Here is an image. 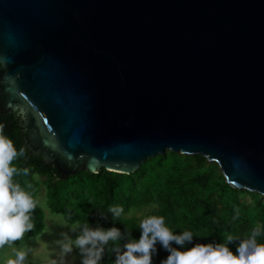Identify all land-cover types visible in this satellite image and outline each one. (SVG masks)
Segmentation results:
<instances>
[{
    "label": "water",
    "instance_id": "obj_1",
    "mask_svg": "<svg viewBox=\"0 0 264 264\" xmlns=\"http://www.w3.org/2000/svg\"><path fill=\"white\" fill-rule=\"evenodd\" d=\"M62 179L168 151L264 200V0H0V113Z\"/></svg>",
    "mask_w": 264,
    "mask_h": 264
},
{
    "label": "trees",
    "instance_id": "obj_2",
    "mask_svg": "<svg viewBox=\"0 0 264 264\" xmlns=\"http://www.w3.org/2000/svg\"><path fill=\"white\" fill-rule=\"evenodd\" d=\"M25 124L19 112L0 113L3 135L13 141L18 152L24 150V155L14 160L13 165L31 170L30 175H20L15 180L35 199L43 181L47 186L50 210L62 214L70 224L90 222L112 227L109 209L122 206L125 214L115 221V226L139 238L140 222L128 214L137 208L154 206L148 216H163L166 226L176 234L191 231L194 243H226L229 234L244 239L255 227L264 229L263 196L233 188L220 166L203 156L168 151L148 159L133 174L102 169L98 174L82 171L64 180L54 165H46L43 156L35 155L25 146L28 135ZM247 194L254 198L255 205L241 199ZM101 214L107 219L101 220ZM32 216L35 228L27 233L29 238L40 236L46 228L42 208L37 206ZM21 242L14 245L19 246ZM257 243L264 244V235L257 238ZM229 247L235 252L237 244ZM167 256L168 253L160 248L159 255L153 256V264H160ZM113 262L114 255L106 254L103 264Z\"/></svg>",
    "mask_w": 264,
    "mask_h": 264
},
{
    "label": "clouds",
    "instance_id": "obj_3",
    "mask_svg": "<svg viewBox=\"0 0 264 264\" xmlns=\"http://www.w3.org/2000/svg\"><path fill=\"white\" fill-rule=\"evenodd\" d=\"M23 155L24 150L18 152L0 126V249L12 248L35 228L32 213L39 201L15 180L31 172L29 168L13 165ZM109 211L114 225L109 228L100 223L69 226L65 222L62 228L66 230L53 241L54 254L46 264H76L77 257L78 264H103L106 254L114 255L113 264H153V256L159 255L160 248L168 253L160 264H264V244L257 243V238L264 235L260 226L244 239L229 234L226 243H194L191 231L176 234L166 226L163 216L153 215L140 222L137 238L127 229L115 226V221L125 214L122 206H113ZM100 219L106 220L107 216L101 214ZM234 243L237 244L235 252L229 247ZM44 246H48L47 242ZM35 251L30 244L22 243L2 264H32L30 257H34Z\"/></svg>",
    "mask_w": 264,
    "mask_h": 264
},
{
    "label": "rangeland",
    "instance_id": "obj_4",
    "mask_svg": "<svg viewBox=\"0 0 264 264\" xmlns=\"http://www.w3.org/2000/svg\"><path fill=\"white\" fill-rule=\"evenodd\" d=\"M38 180H41V178L37 177ZM47 186L42 181V185L40 187V192L37 195V200L39 201L38 206L43 209L45 212L46 217V228L43 234L40 236L29 238L27 236V233L24 236V240L21 242L19 246L13 245L12 248H9L6 246L4 249H0V264H2V261L4 259H7L11 256H13V249L21 247L22 243H28L30 244L36 251L34 254V257H30L32 259V264H46L49 257L53 256L55 245L53 244V241L57 238H59V233L61 231H64L66 229L62 228V225L66 222L69 226L72 224L68 223L65 217L62 214H55L50 210L49 207V197L47 194ZM241 199L245 202H248L252 205L256 204V201L254 198L250 195H243ZM263 202L264 200L261 199ZM154 209V206H148V207H142L137 208L131 211L130 214H128V217H135L141 222L144 218L148 217V214ZM45 242H47V247H45ZM79 258H76V264H78Z\"/></svg>",
    "mask_w": 264,
    "mask_h": 264
}]
</instances>
